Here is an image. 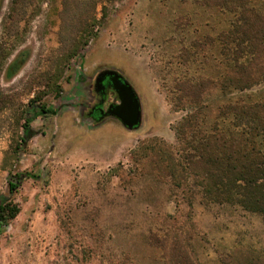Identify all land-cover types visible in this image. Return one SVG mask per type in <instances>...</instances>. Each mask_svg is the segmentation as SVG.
Wrapping results in <instances>:
<instances>
[{
	"label": "rangeland",
	"instance_id": "obj_1",
	"mask_svg": "<svg viewBox=\"0 0 264 264\" xmlns=\"http://www.w3.org/2000/svg\"><path fill=\"white\" fill-rule=\"evenodd\" d=\"M105 7L102 19L96 5L87 22L95 35L70 55L84 38L89 0H0V197L10 195V174L25 176L10 195L17 214L0 224V264H264L263 214L206 203L191 177L178 184L156 162L159 145L176 151L174 128L187 113L173 105L175 87L214 80L235 55L250 59L254 48L237 30L245 7L264 14V0H111ZM15 59L20 65L7 76ZM105 70L135 91L136 127L98 119L118 102L110 86L105 109L91 115ZM263 93L261 79L243 91L210 88L205 98ZM33 97L55 112L32 120L35 133L20 149ZM222 125L252 122L229 116Z\"/></svg>",
	"mask_w": 264,
	"mask_h": 264
},
{
	"label": "trees",
	"instance_id": "obj_2",
	"mask_svg": "<svg viewBox=\"0 0 264 264\" xmlns=\"http://www.w3.org/2000/svg\"><path fill=\"white\" fill-rule=\"evenodd\" d=\"M17 1L11 0V3L16 4ZM89 1L91 13L83 19L86 23L85 39L82 42L74 39L70 55H76L79 47L85 46L89 37L95 35L87 22L94 19L96 5L101 4V18L104 19L105 4L111 0ZM237 31L243 36V41L254 48L251 58L243 62L239 61L240 55H235L234 64L221 68L214 80L202 78L177 84L175 88L180 95L173 105L187 109V113L174 128L176 151L169 145H159L156 162L172 176L178 175V184L187 185L188 177H191L200 187L206 203H235L245 210L264 215V93L256 99L247 95L221 103H210L205 98L210 88L224 93L243 91L264 79V14L253 7H245V20ZM19 65L16 59L9 62L6 75L12 76ZM54 112L40 103L37 97L28 100L21 124L20 149L25 148L35 133L31 127L32 120ZM229 116L246 117L252 125L246 129L225 128L222 122ZM24 177L22 173L9 175L7 186L10 195ZM10 195L0 197L1 225L14 218L19 210ZM174 244H171L173 250Z\"/></svg>",
	"mask_w": 264,
	"mask_h": 264
},
{
	"label": "water",
	"instance_id": "obj_3",
	"mask_svg": "<svg viewBox=\"0 0 264 264\" xmlns=\"http://www.w3.org/2000/svg\"><path fill=\"white\" fill-rule=\"evenodd\" d=\"M108 84L116 93L118 102L100 110L98 119L110 115L117 118L125 127L132 129L140 121V105L137 95L129 83L116 71L105 70L98 74L96 84L99 88Z\"/></svg>",
	"mask_w": 264,
	"mask_h": 264
},
{
	"label": "flooded vegetation",
	"instance_id": "obj_4",
	"mask_svg": "<svg viewBox=\"0 0 264 264\" xmlns=\"http://www.w3.org/2000/svg\"><path fill=\"white\" fill-rule=\"evenodd\" d=\"M107 86H109V85L107 84L106 87L104 89H101L102 91L99 92V95H98V105H96V107L94 108V111L91 112V115L98 114L99 113V110L101 108L105 109L104 103L106 101V95H107V91L109 89V87H107Z\"/></svg>",
	"mask_w": 264,
	"mask_h": 264
}]
</instances>
